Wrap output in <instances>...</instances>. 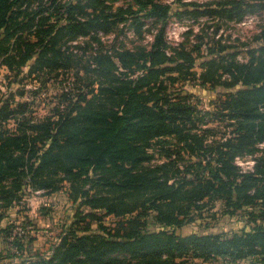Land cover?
<instances>
[{
    "label": "trees",
    "instance_id": "16d2710c",
    "mask_svg": "<svg viewBox=\"0 0 264 264\" xmlns=\"http://www.w3.org/2000/svg\"><path fill=\"white\" fill-rule=\"evenodd\" d=\"M34 1L0 0V69L16 76L26 69L28 78L75 71L84 86L70 107L43 119L28 103L0 101L2 207L27 190L65 187L74 206L50 255L19 264L264 263V27L240 62L220 40L218 50L170 47L172 9L162 0H132L138 9L110 0H41L34 8ZM184 6L192 10L176 11L179 21L238 23L264 12V0ZM128 19L140 37L148 22L162 24L150 47L116 46ZM112 36L111 45L103 40ZM79 38L88 39L81 54L72 45ZM186 84L224 92L201 109ZM247 157L249 170L238 163ZM217 203L249 230L179 233L215 218Z\"/></svg>",
    "mask_w": 264,
    "mask_h": 264
},
{
    "label": "rangeland",
    "instance_id": "374dc122",
    "mask_svg": "<svg viewBox=\"0 0 264 264\" xmlns=\"http://www.w3.org/2000/svg\"><path fill=\"white\" fill-rule=\"evenodd\" d=\"M68 0H63L65 3ZM111 4L117 7L138 6L132 0H110ZM214 0H162V4H168L171 9V16L167 29V40L171 42L172 48L176 43L187 45L188 50L194 46L207 44L212 50H218L217 41L220 40L221 47L228 48V51L238 52V60H247V51L258 47L259 38L264 27V12L256 16L246 17L241 22H229L227 20H207L206 18L194 19L183 17L179 21L174 13L185 9L192 10V7H185L187 3H197L207 5ZM34 8L41 5V0H35ZM57 19V18H56ZM145 21V20H143ZM133 19H128L125 25L119 27L117 34L120 38L116 46L125 45L129 49L137 46L150 47L151 35L161 28L162 24L156 21L148 22L143 29V36L135 35L132 27ZM220 29V36H215L216 29ZM179 37V41L176 37ZM220 37V38H219ZM111 45L112 37L104 39ZM81 49L76 51L81 54L84 49H88V39L78 44ZM69 46V45H67ZM235 50H231V49ZM67 48V47H66ZM177 48V47H176ZM203 57L207 54V46L203 47ZM70 52V50H69ZM75 52V53H77ZM201 61L198 60L197 74L202 72ZM27 70L23 75L16 76L5 68L0 69V101L10 99L13 107L19 103H28L35 119L53 117L58 112L70 107L75 101V95L83 89L82 80H78L75 71L60 73L40 74L38 77H27ZM82 87V88H81ZM185 90L194 95L195 101L200 102L201 109H212L210 102L213 101L219 92H224L221 87H201L195 84H186ZM264 149V146H261ZM161 161V159H160ZM241 166L249 170L253 166V159L247 157L242 159ZM0 201V264H19L25 259L37 260L39 255H50L52 248L56 245L65 227H70L73 223L71 219L74 214V206L68 197V187L53 194L46 192H35L27 190L20 202L8 210L4 209ZM222 203L215 205L217 216L215 218L206 215L205 219L197 220L195 223L185 225L179 233L183 236L190 234L207 233H232L240 232L242 229L249 230L246 220L235 217L231 218L222 215ZM151 221V220H150ZM152 223V221H151ZM196 264H231L229 261L215 259L207 263L199 260ZM236 264H264L250 260L238 262Z\"/></svg>",
    "mask_w": 264,
    "mask_h": 264
},
{
    "label": "built area",
    "instance_id": "2783aa9c",
    "mask_svg": "<svg viewBox=\"0 0 264 264\" xmlns=\"http://www.w3.org/2000/svg\"><path fill=\"white\" fill-rule=\"evenodd\" d=\"M72 1H74V0H68V1H66V2H72ZM155 34V33H154ZM153 34V35H154ZM167 29H166V40H167ZM153 35H151V41L153 42ZM100 36H103L102 34H100ZM106 38V37H105ZM105 38H103V40L105 39ZM83 40H84V38H79L78 39V41L77 42H74V43H72V45H76V44H79V42H83ZM176 40L177 41H179V37L177 36L176 37ZM167 43H168V45L169 46H171V42H169L168 40H167ZM180 43H176V47L179 45ZM74 52H76V51H74ZM238 163H239V165H241V161L239 160L238 161ZM243 167V166H242Z\"/></svg>",
    "mask_w": 264,
    "mask_h": 264
}]
</instances>
